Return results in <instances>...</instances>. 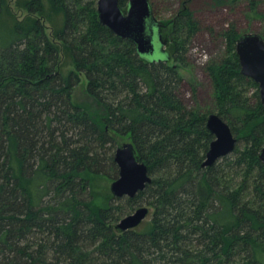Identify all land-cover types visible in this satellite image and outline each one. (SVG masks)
<instances>
[{
    "label": "trees",
    "instance_id": "obj_1",
    "mask_svg": "<svg viewBox=\"0 0 264 264\" xmlns=\"http://www.w3.org/2000/svg\"><path fill=\"white\" fill-rule=\"evenodd\" d=\"M96 1L16 0L27 12L19 18L0 0V264H262L264 106L240 73L236 26L224 28L225 52L208 66L214 106L204 112L181 95L200 29L188 1L163 22L149 0L170 57L160 61L101 24ZM247 1L258 15V0ZM81 74L100 119L72 101ZM210 113L236 144L201 166L214 138ZM118 138L151 177L133 197L103 193L98 181L118 176ZM142 205L150 220L115 228Z\"/></svg>",
    "mask_w": 264,
    "mask_h": 264
},
{
    "label": "water",
    "instance_id": "obj_2",
    "mask_svg": "<svg viewBox=\"0 0 264 264\" xmlns=\"http://www.w3.org/2000/svg\"><path fill=\"white\" fill-rule=\"evenodd\" d=\"M97 17L101 24L116 36L130 40L137 53L145 60H168L164 46L166 39L160 32L161 22L155 17L149 0H127L122 7L119 0H97ZM235 50L240 73L251 78L259 87L260 102L264 106V38L256 32L238 35ZM205 129L214 136L201 166H210L230 154L236 144V136L229 125L217 114L206 117ZM264 164V147L258 153ZM114 162L118 176L109 185L112 196L133 197L150 182L145 161H139L132 142H124L114 150ZM149 207L142 205L121 217L115 224L119 231L136 228L148 215Z\"/></svg>",
    "mask_w": 264,
    "mask_h": 264
},
{
    "label": "rangeland",
    "instance_id": "obj_3",
    "mask_svg": "<svg viewBox=\"0 0 264 264\" xmlns=\"http://www.w3.org/2000/svg\"><path fill=\"white\" fill-rule=\"evenodd\" d=\"M8 1L19 18L27 15L26 10L16 4V0ZM184 1H188L189 8L199 20L200 29L193 38L187 65L181 70L183 77L181 95L189 108H199L204 112H210L214 106V90L208 74V66L218 61L225 52L222 32L227 24L233 23L240 34L244 32L261 34L264 31V0H258V15L256 16L249 14L247 0H238L228 5H214L212 0H152L156 17L163 22L170 21L172 14L180 8ZM46 25L48 26V23ZM46 32L51 37L49 27H46ZM64 68L73 67L67 65ZM253 91L254 89L251 93ZM72 101L97 119L104 114L103 107L88 94L86 79L82 74L80 82L73 88ZM118 142L121 145L126 140L118 138ZM112 180L105 175L99 177L98 181L101 183L100 187L104 189L103 193H110L109 185ZM152 211L149 207V213L142 222L150 220Z\"/></svg>",
    "mask_w": 264,
    "mask_h": 264
}]
</instances>
